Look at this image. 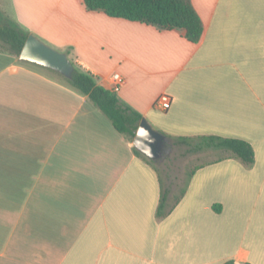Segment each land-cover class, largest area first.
I'll use <instances>...</instances> for the list:
<instances>
[{
	"label": "crops",
	"instance_id": "obj_1",
	"mask_svg": "<svg viewBox=\"0 0 264 264\" xmlns=\"http://www.w3.org/2000/svg\"><path fill=\"white\" fill-rule=\"evenodd\" d=\"M22 1L21 26L71 49L100 85L122 73L119 98L171 145L241 138L255 161L196 169L159 218L162 176L130 137L53 69L0 50V264H264V0H191L198 42L84 0Z\"/></svg>",
	"mask_w": 264,
	"mask_h": 264
},
{
	"label": "trees",
	"instance_id": "obj_2",
	"mask_svg": "<svg viewBox=\"0 0 264 264\" xmlns=\"http://www.w3.org/2000/svg\"><path fill=\"white\" fill-rule=\"evenodd\" d=\"M90 11L104 12L110 17L124 18L154 25L161 30H179L192 42H198L204 33L203 21L191 0H84ZM31 32L21 26L0 9V44L2 51L20 56L24 44ZM69 54V52H67ZM75 71L66 80L76 89L88 95L90 99L111 119L118 131L130 137L133 141L143 114L126 105L118 93L111 88L98 83L97 76L82 69L72 59ZM168 143L169 141L166 140ZM174 144L187 146L188 153L215 151L220 153L218 158L201 164L192 169L187 176L185 185L179 194L171 198V190L164 185L162 179V196L158 207V217L169 215L185 195L191 178L196 169L208 163L218 162L227 158H238L246 165L255 161L253 145L244 139L220 135L178 136ZM139 156L155 165V160L148 158L134 146ZM157 168V167H156ZM222 264H251L239 263L230 259Z\"/></svg>",
	"mask_w": 264,
	"mask_h": 264
},
{
	"label": "rangeland",
	"instance_id": "obj_3",
	"mask_svg": "<svg viewBox=\"0 0 264 264\" xmlns=\"http://www.w3.org/2000/svg\"><path fill=\"white\" fill-rule=\"evenodd\" d=\"M44 3L48 9H51V7L54 6V2L49 0H46ZM0 9L5 13L8 12L11 14L12 18H14L17 22L19 20L18 12H25L22 0H0ZM22 27L28 29L25 25H22ZM31 33H34L38 38L55 49L71 53L72 56L69 57L74 60V53L71 49L59 48L55 46L53 42L45 39L40 34L35 32ZM0 50L2 51L1 44ZM54 72L61 78L66 79V77L60 72L55 70ZM219 155L220 153L215 151L188 153L187 146L174 143L171 145V143L168 142L162 158L155 160V165L160 171L164 185L171 190L170 196L173 198L175 195L179 194L181 188L185 185L188 173L192 169L198 165L215 160Z\"/></svg>",
	"mask_w": 264,
	"mask_h": 264
},
{
	"label": "water",
	"instance_id": "obj_4",
	"mask_svg": "<svg viewBox=\"0 0 264 264\" xmlns=\"http://www.w3.org/2000/svg\"><path fill=\"white\" fill-rule=\"evenodd\" d=\"M19 58L56 70L67 78H71L75 71L68 53L53 48L34 33L29 34ZM166 140L167 136L144 117L139 124L133 143L148 158L159 160L163 156Z\"/></svg>",
	"mask_w": 264,
	"mask_h": 264
},
{
	"label": "built area",
	"instance_id": "obj_5",
	"mask_svg": "<svg viewBox=\"0 0 264 264\" xmlns=\"http://www.w3.org/2000/svg\"><path fill=\"white\" fill-rule=\"evenodd\" d=\"M110 82H111L110 88L115 92H118L126 83V78L122 73L115 71L110 76ZM171 104H172V98L166 92L161 93L155 102V106L162 110H168L171 107Z\"/></svg>",
	"mask_w": 264,
	"mask_h": 264
},
{
	"label": "flooded vegetation",
	"instance_id": "obj_6",
	"mask_svg": "<svg viewBox=\"0 0 264 264\" xmlns=\"http://www.w3.org/2000/svg\"><path fill=\"white\" fill-rule=\"evenodd\" d=\"M167 145H168V143L166 142L165 147H164V150H165V148H166Z\"/></svg>",
	"mask_w": 264,
	"mask_h": 264
}]
</instances>
